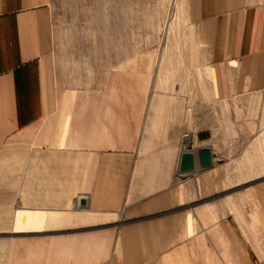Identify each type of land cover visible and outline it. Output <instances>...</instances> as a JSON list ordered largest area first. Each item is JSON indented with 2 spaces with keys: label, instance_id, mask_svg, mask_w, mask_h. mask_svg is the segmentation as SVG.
<instances>
[{
  "label": "crops",
  "instance_id": "crops-1",
  "mask_svg": "<svg viewBox=\"0 0 264 264\" xmlns=\"http://www.w3.org/2000/svg\"><path fill=\"white\" fill-rule=\"evenodd\" d=\"M49 1L0 0V264H264V173L223 158L264 137V0H183L207 97L146 69L62 85Z\"/></svg>",
  "mask_w": 264,
  "mask_h": 264
},
{
  "label": "rangeland",
  "instance_id": "rangeland-1",
  "mask_svg": "<svg viewBox=\"0 0 264 264\" xmlns=\"http://www.w3.org/2000/svg\"><path fill=\"white\" fill-rule=\"evenodd\" d=\"M48 8L56 65L50 72L59 69L62 85L95 82L116 69H146L156 72L159 90L184 81L191 92L203 81L207 97L211 73L183 0H50ZM237 141L223 154L231 172L238 180L264 173V137Z\"/></svg>",
  "mask_w": 264,
  "mask_h": 264
},
{
  "label": "water",
  "instance_id": "water-1",
  "mask_svg": "<svg viewBox=\"0 0 264 264\" xmlns=\"http://www.w3.org/2000/svg\"><path fill=\"white\" fill-rule=\"evenodd\" d=\"M198 157L200 164L208 165L210 163V151L207 147L200 148L198 151ZM194 168V155L191 151H185L181 155L180 160V169L181 170H191ZM85 201L81 200V204H84Z\"/></svg>",
  "mask_w": 264,
  "mask_h": 264
}]
</instances>
